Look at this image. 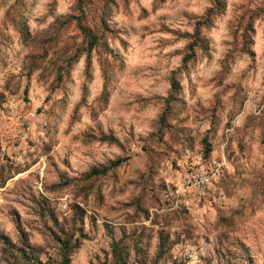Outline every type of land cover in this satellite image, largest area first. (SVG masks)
Returning a JSON list of instances; mask_svg holds the SVG:
<instances>
[{"label":"clouds","instance_id":"clouds-1","mask_svg":"<svg viewBox=\"0 0 264 264\" xmlns=\"http://www.w3.org/2000/svg\"><path fill=\"white\" fill-rule=\"evenodd\" d=\"M0 264H264V0H0Z\"/></svg>","mask_w":264,"mask_h":264}]
</instances>
